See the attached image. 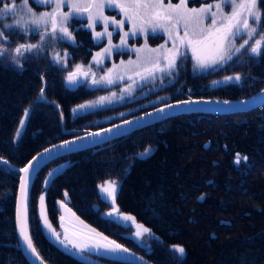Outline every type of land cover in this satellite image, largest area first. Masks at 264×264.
I'll return each instance as SVG.
<instances>
[{"label": "trees", "instance_id": "trees-1", "mask_svg": "<svg viewBox=\"0 0 264 264\" xmlns=\"http://www.w3.org/2000/svg\"><path fill=\"white\" fill-rule=\"evenodd\" d=\"M258 7L264 12V0H258ZM70 28L74 43L59 40L50 46L63 47L66 61H59L61 56L50 48L17 55L16 47L42 38L34 33L31 39L16 29L4 33L8 38L2 43L8 51L0 57V156L15 166L22 167L51 144L105 125L92 121L122 109L133 110L114 121L169 101L245 98L264 87V55L253 57L242 50L202 72H195L191 57L185 56L177 61L173 78L159 89L116 106L73 115L76 105L111 88L68 87L70 67L90 64L100 47L85 28ZM236 76L239 82L218 84ZM43 87L45 99H41ZM159 96L165 99L146 104ZM146 149L151 154L141 158ZM63 160L69 164L45 187L49 170ZM109 180L119 185L118 205L150 230L153 263L264 264V105L231 115H175L45 164L31 187L29 218L33 242L49 264H94L74 249L61 248L46 229L58 228L57 201L64 200L65 193L82 219L99 226L93 206L100 203L99 184ZM18 181L19 174L0 163V264H29L16 232ZM101 224L100 229L127 245L113 226ZM174 245L185 249L182 260L174 255ZM104 259L109 264H132Z\"/></svg>", "mask_w": 264, "mask_h": 264}, {"label": "snow or ice", "instance_id": "snow-or-ice-1", "mask_svg": "<svg viewBox=\"0 0 264 264\" xmlns=\"http://www.w3.org/2000/svg\"><path fill=\"white\" fill-rule=\"evenodd\" d=\"M39 4L46 5H54L53 13H41L37 16L32 9L28 7V0H22V4L20 6L17 5L16 0H0V22L4 19H8L9 14H13L11 18L14 19V23H0V39L7 40V36L4 34L5 31H12L14 29H18L25 34L31 30L29 25H40L47 24L48 21L45 20V17L50 18L51 23V35L56 36L57 31L60 33L61 39H67L69 41L75 42V38L72 36V33L68 30L66 26H57V14L59 15V20L61 25H66L70 19H79L84 18L86 14V18L92 23H89L87 26L91 29H94L96 19H99L103 23L104 33H96V37L102 38L105 34L111 38L112 33L108 32V18L103 15V8L105 5L112 8H118L120 12L123 13L125 19L133 22L132 27V35L137 34V21L139 20V31H145V25L151 27L152 32H156L157 26L162 28L164 31L168 32L169 38L173 39L172 30L176 29L181 21L184 24V37L177 36L176 38L180 39L179 47H184L187 45L192 49L193 56L197 61V65L200 68H208L218 63H225L232 59L233 53H240L241 49H244L246 45H249V41L252 40L254 36L260 35L259 39L254 40L251 46L248 47L247 51L253 57H260L264 55V12H261L258 8V0H240L237 3V0H221V3H217L215 5L208 4L206 7H202L200 9L192 8L188 9L186 7L187 0H179V3L173 6L170 2L167 6V9L164 11H154L152 15H149L147 19L140 15V9L143 8L145 10L151 8L155 9H164V0H93L92 5H82L79 0H36ZM184 5L183 9L181 6ZM222 5H228L233 10L231 15H221L222 23L220 27H217V12L211 11L213 7H215L218 11L222 13ZM68 6L71 8V11L68 13L58 12L59 9ZM90 7H96L100 9L98 16L96 19L93 18V14L89 11ZM27 8V15L30 17V20H25L21 16L24 9ZM16 17H20V19H16ZM211 18V25L207 29L208 35H205V29L203 28L204 19ZM124 20L116 21L115 18H112V23L115 24L119 28H123ZM165 24H170L171 28L165 27ZM189 25L192 26V37L189 38ZM129 35L128 32L124 33V37ZM247 36V39H243V42L236 47L235 41L236 39L243 38ZM125 41L122 39L121 43ZM39 47L38 45H25L21 44L17 48L14 49L15 53L19 55L21 53V49L25 51H31L33 48ZM163 47V46H162ZM174 48H175V40H174ZM8 49L0 48V57H3L5 52ZM156 51V50H153ZM172 52V56L168 59V69L176 67V59L180 55L179 49L173 52L172 49L169 50ZM15 59V57H13ZM58 59V58H57ZM18 66L20 65L19 61H16ZM79 68V66H77ZM160 71H164V69H160ZM151 74V73H150ZM85 75H87L85 73ZM229 81L235 79L237 82L240 81V77H227ZM69 83H77L78 80L75 77L74 73H69L68 75ZM95 83V81H93ZM108 83H112L111 80H108ZM186 105H190L193 103H200V101H192L186 100L181 102ZM224 103H229L225 101ZM83 108L84 106H80ZM169 107H172L169 105ZM76 111L75 109L73 110ZM163 111V109H161ZM110 131V130H109ZM99 135V133L93 134ZM67 143L71 144L73 141H68ZM207 147V146H206ZM151 149H146L143 153H141V158H145L151 154ZM244 160L248 158L243 157ZM237 164L240 162V156L237 154L236 161ZM31 165L28 168L21 169V171L28 172L31 169ZM107 186L102 185V192L107 194L112 198L113 203L115 202V190L117 187L116 181H108L106 182ZM24 191V186L22 185V192ZM26 195L24 197V204L22 209L18 213V220L20 223V235L23 237V240L26 242L27 247L31 249L32 253L39 257V253L36 252L35 247L32 245V240L29 234L26 231L25 227V216H26ZM202 199V198H201ZM43 200V197H41ZM111 215V214H110ZM145 232H150L149 229L144 228ZM137 236H140L141 233L138 231L136 233ZM114 247H110L108 250L116 252V251H127L126 249H122V247L115 242H111ZM73 247H79V245L73 244ZM98 251V249H96ZM83 251V249H81ZM173 253L179 259H183L185 256V249L181 246L174 245Z\"/></svg>", "mask_w": 264, "mask_h": 264}, {"label": "rangeland", "instance_id": "rangeland-1", "mask_svg": "<svg viewBox=\"0 0 264 264\" xmlns=\"http://www.w3.org/2000/svg\"><path fill=\"white\" fill-rule=\"evenodd\" d=\"M21 0L16 1L17 5L20 6L22 2ZM79 2L82 5H92L93 0H79ZM98 2V0H97ZM126 2V0H125ZM169 2L175 6L179 3V0H164V9H140V15L144 17L145 19L148 18L149 15H152L154 11H164L167 9V6ZM240 0H237V3H239ZM221 3V0H201V3L194 2L193 0H187L186 7L188 9L196 8L200 9L202 7H206L208 4H217ZM46 7L43 10H37L36 8L28 5L32 9V12H34L37 16H39L41 13H53V8L54 5H46ZM185 7L184 5L181 6V9ZM259 8V7H258ZM232 8L228 5H222V13L221 11H218L215 7L212 8L211 11L217 12V27H220L222 20H221V15L227 16L231 15ZM260 10V9H259ZM71 11V8L68 6L63 7L62 9H59L58 12H63V13H68ZM89 11L92 12L93 18L96 19L98 16V13L100 9H97L96 7H90ZM103 15L108 18V32H111V38L105 34L102 38H97V40H105V45L102 46L100 49L96 50L94 53L92 63V66H88L87 69L89 72L87 73V77H91L95 81V85L97 86H103V87H110L117 85V90L111 89L106 93L100 94L99 96L87 100L83 103H81L78 107V112L85 113V112H90L94 110H99V109H104L106 107L110 106H116L119 104H122L126 101L132 100L134 98H138L140 96H145L149 91L159 89L166 83H168L173 77L172 75L174 74L175 68H172L171 70L168 69V59L172 56V52H169L170 49L173 50V52L176 50V48L179 49L180 55L176 59L177 61L181 57H191L192 63H193V68L195 72H202V71H207L209 69L216 68L224 63H218L216 65H213L208 68H200L197 65V61L193 56L192 49L185 45L184 47H179L180 45V39L176 38L177 36L179 37H184V24L183 21L180 22L178 27L176 29L172 30L173 38L175 40V48H174V40L169 38L168 32L164 31L162 28L157 26L156 28V34H163L165 38L164 40L160 41L159 44L157 45H150L146 41V37L149 36L150 34H154L152 32L151 27L148 25H145V31L141 32L139 31V20L137 21V34L132 35V27H133V22L125 19L124 15L118 8L115 7H108L105 5L103 8ZM13 14H10V18L4 19L3 23L11 24L14 23V19L11 18ZM21 16L25 20H30V17L27 15V8L24 9L23 13H21ZM112 18H115L116 21L124 20V25L123 28L117 27L115 24L112 23ZM16 19H20V17H16ZM84 19L86 20L87 25L89 23H92V21L88 20L86 18V14ZM45 20L48 21L47 24H40V25H29L30 29L29 31L36 30V29H44L47 30L48 33L45 35H49V32L52 31L51 29V23H50V18L45 17ZM71 20V19H70ZM69 20V21H70ZM68 21V23H69ZM61 25L60 20H59V15L57 14V26H66L68 25ZM211 25V18L204 19L203 21V28L206 30L205 35H208L207 29ZM165 27L171 28L170 24H165ZM89 28V27H88ZM91 29V28H89ZM93 30V33L96 36V33H104V27L103 23L99 20L96 19L95 27ZM189 38L192 37V26L189 25ZM128 32L129 35L127 37H124V33ZM43 34V33H42ZM137 36L142 37V43L136 44L134 42V39L132 40L131 38H135ZM41 37V36H40ZM248 37L245 36L243 38H237L235 41L236 47H239V45L243 42V39H247ZM260 35L254 36L252 40L249 41V45H246L244 49L247 51L248 47L252 45L254 40L259 39ZM122 39L125 41L124 43H121ZM1 42H3L2 39H0ZM132 41V42H131ZM30 45H38L39 47L31 49L30 52H40L43 50V43L42 40L37 42L36 44H30ZM163 46V47H162ZM0 48H3V45H0ZM156 50V51H153ZM118 51H126L130 52L131 55L125 58H120L118 61L112 62L108 67L103 68L106 65V61L109 59H112L113 56L116 54ZM21 52H27L24 49H21ZM249 53V52H248ZM238 54V53H233V57ZM56 58V56H53ZM232 57V58H233ZM62 61L63 58L59 59V61ZM160 69H164V71H160ZM151 73V74H150ZM108 80H111L112 83H108ZM235 80V79H233ZM229 80H224L221 82H218V84L227 82ZM74 84V83H73ZM142 86H146L147 88L151 89H145L143 90L140 94L136 93V90ZM165 99V96H159L157 98H151V101L147 102L146 104H154L159 101H162ZM84 106L81 108L80 106ZM133 109H122L120 111L113 112L111 114H108L106 116H103V120L101 121H108L112 120L116 117H122L125 114L129 113ZM44 212L42 211L41 216L44 219ZM47 234L51 237V239L59 245L61 248L65 249L64 245L60 243V241L54 240L52 236L50 235V232L48 229H46ZM65 241L69 243V245H73L72 240L69 239V237L65 234H63ZM67 250V249H66Z\"/></svg>", "mask_w": 264, "mask_h": 264}, {"label": "water", "instance_id": "water-1", "mask_svg": "<svg viewBox=\"0 0 264 264\" xmlns=\"http://www.w3.org/2000/svg\"><path fill=\"white\" fill-rule=\"evenodd\" d=\"M44 88V87H43ZM43 88L41 90V96H43ZM186 100L200 101V103H193L190 105L183 104L181 102ZM225 101L229 103H224ZM171 105L172 107H169ZM264 105V87L257 93L238 99H214V98H195L189 97L180 100L169 101L156 105L143 112L132 115L128 118H124L112 124H108L97 129L84 130L76 136L69 137L65 140H61L54 144H51L39 152H37L25 165L18 167L13 165L7 159L0 156V163L7 165L11 170H14L19 174L18 188L16 191V205H15V223L17 238L20 248L26 257L29 264H49L38 252L30 231V218H29V205H30V192L33 181L38 171L48 162L53 161L56 158L69 155L71 153L86 150L89 148L97 147L110 140L122 137L130 132L141 129L147 125L155 123L157 121L186 113H204V114H219L228 115L252 111ZM163 109V111H161ZM110 130V131H109ZM99 133V135H93ZM68 141H73L69 144ZM31 165V169L28 172L21 171V169L28 168ZM67 163L63 162L53 167L47 174L44 186L46 187L53 179H55L66 167ZM22 185L24 191L22 192ZM26 195V216L25 227L26 231L31 237L32 245L35 247L36 252L39 253V257L32 253L31 249L27 247L26 242L20 235V223L18 220V213L22 209L24 204V197ZM65 210H62L59 206L61 216L59 221L63 222L62 215L70 216L75 222L81 225V229L72 231L71 233L65 232V234L71 238L79 247L83 250L95 253L101 256H106L122 261H127L132 264H152L145 257L137 252L129 249L125 245L121 244L116 239L106 235L102 231L98 230L91 224L83 220L68 204L61 203ZM115 242L126 249L127 251H110V247H114L111 242ZM98 249V251L96 250Z\"/></svg>", "mask_w": 264, "mask_h": 264}, {"label": "flooded vegetation", "instance_id": "flooded-vegetation-1", "mask_svg": "<svg viewBox=\"0 0 264 264\" xmlns=\"http://www.w3.org/2000/svg\"><path fill=\"white\" fill-rule=\"evenodd\" d=\"M16 1H18V0H16ZM193 1L194 2H198V3H201V0H198V1L197 0H193ZM5 2H8V0H5ZM20 2H22V0ZM28 5L36 8L37 10H43L46 7L44 4L37 3L36 0H28ZM9 16H10V14H9ZM71 21L76 22V24L72 25L71 24ZM3 22H4V20L2 22H0V23H3ZM70 27H77V28H80L81 27V28H85V30L91 32V39L93 40V42L96 45H100V47H98L97 50L100 49L102 46L105 45V40L104 39L103 40H100V41L97 40L95 34L93 33V30H91V29L88 28L87 23H86V20L84 18L71 19L69 21L68 25H67L68 30L71 32V28ZM16 30L18 32H20V34L21 33L25 34L24 32H21L18 29H16ZM34 33H38V35H39L38 38L39 39L42 38V42H43L44 39L45 40L47 39V42L45 43L46 46L43 48L44 51L45 50H48V48H50V50H52L53 52L56 51L57 57L59 55V57L61 56V58H63L64 52H65L64 48L61 47L60 45H58L56 47L58 49L55 50L56 49L55 47L51 48L50 46L51 45L54 46L55 44H57V41H59V40L61 42H72V41H69L67 39H61L60 38V33L58 31H57L55 37L51 35V31L49 32V35L45 36L48 33V31L47 30H44V29H41V28L36 29V30H32V31H28L26 34L28 36H30L31 39H32V38H34L33 37V34ZM163 38H165V36L163 34H161V33H159V34L154 33V34H150L145 39H146V41L150 45H157V44L160 43V41L164 40ZM131 39L132 40L134 39V42L136 44H140V43L143 42L142 41L143 39L140 36H137V37L131 38ZM37 42H39V40H37L35 42H32L30 40V41H27L26 43H23V44L29 45V44H36ZM0 45H3V43L1 42V40H0ZM3 48H4V45H3ZM27 52L30 53V51H27ZM95 52H96V50L94 51V53ZM94 53H93V56H94ZM128 55L130 56L131 53L130 52H126V51H118V52H116V54L113 56L112 59H109V60L106 61V65L103 68L110 66L111 64H113L112 62H114V61L116 62L120 58L128 57ZM54 56H56V55H54ZM63 60L66 61L65 59H63ZM77 66H79V68ZM88 66H92L93 67L92 61L88 65H85L82 62H79L78 64L72 65L70 67V70L68 71L67 79H66V82H67L68 87L75 88V87L82 86V85H85L86 87H94V86H97L93 82L94 81L93 78L87 77V75H85V73L87 74L89 72V70L87 69ZM70 72L75 74V77L78 80L77 83H74L73 84V83H69L68 82V75H69ZM101 87H103V86H101ZM114 88L117 90L116 87H114ZM145 89H151V88H147L146 86H142V87H140V88H138L136 90V93L140 94ZM43 96H44V88H43ZM41 99H45V97L43 98L41 96ZM55 105L59 108L58 104H55ZM79 105L80 104L76 105L72 109L73 115H77V114H80L81 113V112H78ZM74 109L76 110L75 112L73 111ZM118 118H121V117H116V118H114L112 120H108V121H101V120H103V116H102V117H98L95 120H93L92 121V124H105V125H108L109 122H112V121H114V120H116ZM114 122H117V121H114ZM110 124H112V123H110ZM105 125H101L100 127L105 126ZM89 129H93V128H89ZM66 131H69V130H66ZM110 141H112V140H110ZM110 141H108V142H110ZM108 142H106V143H108ZM63 162H66L67 165L69 164V160H63V161H60L59 163H57L56 165H58L60 163H63ZM67 165H66V167H67ZM55 166H53V167H55ZM106 182H108V181H105L104 183L99 184V186H98V192H99V197H100V203L99 204H94V206H93L94 207V212L95 213H99L100 219H98V222H97L99 224V226L93 225V224H91V225L94 226L95 228H97L98 230L102 231L103 233H105V232L102 229H100L102 227L101 222L104 221L105 224L110 225V226H113L116 234L121 239H124V240L127 241V245L126 244H123L122 242L119 241L121 244L125 245L126 247L131 248L132 250H134L138 254H140L143 257H145L149 262L153 263L152 260H150V255H151V253L153 251L152 250L151 243L149 241L151 239V237H152L151 233L150 232H145L144 231V228H146V227L141 222H139L135 217H131L129 215H126L128 212H126L125 210H123L118 205V203L116 201V197H117V194H118V191H119V185H118V183H117V187H116V190H115V202L114 203H113L112 198L110 196H108L107 194H105V193L102 192L101 186L102 185L107 186ZM65 201L69 204V199H68L66 193H65V199L64 200L61 199V200H58L57 201L58 228H53L51 226V229H50V235L53 238L58 239V241H60V242L64 238L63 237V233H65V232L71 233L72 231H76V230H79V229L82 228L81 225L78 224L77 222H75L70 216L62 215L63 222H60L59 221V217L61 216V212H59V206H62L61 203L65 202ZM61 209L62 210H65V208L63 206L61 207ZM102 219H104V220H102ZM138 231L141 233L140 236H137L136 235V233ZM105 234L108 235L107 233H105ZM108 236H110V235H108ZM110 237H112V236H110ZM112 238H114V237H112ZM79 254L81 255V257L84 260H86L88 262H92L94 264H109L104 259L106 257H100L97 254H92V253H88V252H84V251H80ZM153 264H155V263H153Z\"/></svg>", "mask_w": 264, "mask_h": 264}, {"label": "bare ground", "instance_id": "bare-ground-1", "mask_svg": "<svg viewBox=\"0 0 264 264\" xmlns=\"http://www.w3.org/2000/svg\"><path fill=\"white\" fill-rule=\"evenodd\" d=\"M237 114V113H236ZM219 115V114H218ZM228 115H231V114H228ZM136 131V130H135ZM129 248V247H128ZM129 249H131V248H129ZM132 250V249H131ZM134 251V250H133ZM153 264V263H152Z\"/></svg>", "mask_w": 264, "mask_h": 264}]
</instances>
